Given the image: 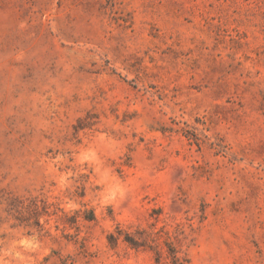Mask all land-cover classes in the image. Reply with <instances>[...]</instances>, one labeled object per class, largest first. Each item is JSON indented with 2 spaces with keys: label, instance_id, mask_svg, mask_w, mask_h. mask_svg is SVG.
<instances>
[{
  "label": "rangeland",
  "instance_id": "obj_1",
  "mask_svg": "<svg viewBox=\"0 0 264 264\" xmlns=\"http://www.w3.org/2000/svg\"><path fill=\"white\" fill-rule=\"evenodd\" d=\"M0 264H264V0H0Z\"/></svg>",
  "mask_w": 264,
  "mask_h": 264
}]
</instances>
